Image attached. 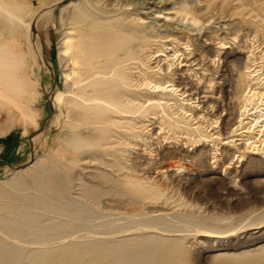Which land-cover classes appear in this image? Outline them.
<instances>
[{"label":"rangeland","instance_id":"obj_1","mask_svg":"<svg viewBox=\"0 0 264 264\" xmlns=\"http://www.w3.org/2000/svg\"><path fill=\"white\" fill-rule=\"evenodd\" d=\"M72 1L0 0L19 19L0 11V44L12 56L7 80L36 114V125H25L0 99V194L19 169L69 153L72 195L78 179L98 186L96 175L126 174L142 184L133 186L143 192L134 198L144 204L134 209L219 231L186 234L181 264H230V255L263 245L264 0H99L90 13L108 12L114 27L133 19V62L147 83L174 82L144 86L133 69L118 89L119 110L98 100L87 113L75 107L74 117L58 59ZM42 7L45 18L32 23ZM29 20L41 57L27 53ZM247 222L260 224L240 228Z\"/></svg>","mask_w":264,"mask_h":264},{"label":"bare ground","instance_id":"obj_2","mask_svg":"<svg viewBox=\"0 0 264 264\" xmlns=\"http://www.w3.org/2000/svg\"><path fill=\"white\" fill-rule=\"evenodd\" d=\"M93 2L72 1L63 13L66 20L59 18V22L66 23V29L61 32L58 59L66 67L63 91L70 99L73 117L75 107L87 113L86 109L101 106L96 103L98 100L119 110L117 103L125 94L123 91L120 94L118 89L122 83L127 85L133 69L140 74L135 82L144 86L154 82L157 88L164 82H174L147 83V77H143L133 62L135 53L131 50L137 47L132 42L133 19L128 15L114 27L108 12L96 9L97 15L90 13L99 0ZM137 2L145 4L144 0ZM0 11L9 17L13 15L2 4ZM44 12L42 7L32 12L29 19L34 23L40 17L45 18ZM29 23L30 20L25 23L27 53L33 58L41 57ZM106 29L111 33L103 34ZM11 57L6 44H0V99L15 109L12 110L18 113L23 124L36 125L34 103L30 100L29 105L22 100L18 85L7 80V72L12 68ZM61 95L57 93L54 98L60 102L64 98ZM127 102L132 103L130 99ZM64 158L72 160L73 157L69 153H56L46 161L33 162L23 171L19 169L16 182L5 187V195L0 194V199H5L0 204V264H181L185 260L182 239L186 234L219 232L216 228L204 230L187 221H177L167 214L152 216L134 209L144 204V198H134L136 193L143 192L133 186L142 184L126 174L122 180L107 173L96 175L103 182L98 186L78 179L77 193L72 195L70 176L65 170L70 163ZM259 224L247 222L240 228ZM161 225L172 227L158 228ZM167 232H177L180 236L167 238L164 235ZM124 235L125 238H120ZM230 256V264H264V244Z\"/></svg>","mask_w":264,"mask_h":264}]
</instances>
